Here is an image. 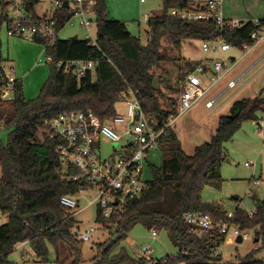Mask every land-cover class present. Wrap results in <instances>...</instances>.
Segmentation results:
<instances>
[{
    "label": "trees",
    "instance_id": "1",
    "mask_svg": "<svg viewBox=\"0 0 264 264\" xmlns=\"http://www.w3.org/2000/svg\"><path fill=\"white\" fill-rule=\"evenodd\" d=\"M160 1L164 14L148 19L145 45L129 32L124 22L109 18L105 0H96L94 7L96 45L81 38L61 40L59 33L73 20L74 13L71 9L55 13L57 39L50 43L41 38L34 40L43 45L52 58L49 62L51 77L34 100L26 99L19 79L13 86V99L1 100L8 78L4 68L6 61L0 52V126L10 131L7 143L0 141V212L6 219L0 226V264H9L10 256L25 243L34 252L37 264H62L63 246L71 253V264H82L83 241L75 236L80 228L75 217L61 204V199L78 197L86 183L82 179L72 180L81 175L77 167L61 165L51 133L43 134L40 141L41 132L49 129L48 122L63 114L91 111L102 122L109 123L116 115L120 94L133 89L139 92L140 102L151 121L163 125L177 115L181 85L200 62H185L187 70L180 74L176 86L169 89L171 96L178 97H170V103L163 104L165 94L155 88L154 81L157 79L163 84L158 71L172 58L163 50L162 39L178 50L185 41L203 43L220 39L233 49L241 50L253 44L252 33L264 26V20H260L259 25L249 21L231 31L213 21H183L174 16L173 11L203 8L186 0ZM40 3L41 0H22L23 12L31 24L41 19L36 13ZM9 5L5 0L0 1L3 7L0 28L4 22L9 26ZM68 60L95 61L98 66L93 74L78 78L57 68V63ZM263 116L264 98L236 100L230 114L219 118L211 140L197 146L192 156L183 152L177 133L170 129L159 142L160 148L170 150L171 156L159 167L149 165L152 179L146 181L147 189L140 198L129 202L117 226L103 219L99 210L96 223L111 230L110 238L94 246L95 256L91 263L264 264L255 258L257 251L236 262L224 261L218 249L225 244V236L218 231L192 233L183 221L184 214L197 212L210 214L216 220H227V212L205 203L202 193L206 187L222 190L225 180L221 169L227 158L224 144L234 139L244 122L258 124L264 120ZM251 183L257 182L252 180ZM257 193L250 195L254 203L253 215L237 209L231 224L243 233L253 232L255 243L261 244L259 251L264 249V198L259 199L260 195L264 196V189ZM138 224L149 231H167L176 256L150 261L130 255L124 243ZM51 249L55 251L54 258L50 257Z\"/></svg>",
    "mask_w": 264,
    "mask_h": 264
},
{
    "label": "rangeland",
    "instance_id": "2",
    "mask_svg": "<svg viewBox=\"0 0 264 264\" xmlns=\"http://www.w3.org/2000/svg\"><path fill=\"white\" fill-rule=\"evenodd\" d=\"M4 2V0H0ZM10 5L8 10L12 17L13 9L22 5V0H5ZM108 7L109 18L122 21L126 24L129 32L140 39L141 43H147L148 26L146 16L160 17L164 14L163 4L160 0H105ZM196 4L202 3L203 0H189ZM55 0H41L37 7L38 12L45 13L51 11ZM15 10V9H14ZM3 7L0 6V17ZM223 17L228 21L241 22L246 19L259 18L264 15V0H224ZM242 23V22H241ZM96 35V31H94ZM84 39L87 35L86 29L81 27L77 17L67 24L59 33L61 40H67L74 36ZM164 51L172 58L171 62L164 63L158 71L163 80L161 85L157 83V88L165 94L162 103L168 105L170 97L176 99L178 96H171L170 88H174L178 82L182 72L187 70L186 61L191 64L202 62L206 58L219 59L227 62L231 57H240L241 52L237 49L232 51L209 52L205 53L202 49L201 41H185L180 50L168 44L164 38L161 41ZM0 52L4 60L7 61V71L12 69L11 74L16 76L22 83L24 96L28 100H34L41 94L43 86L51 77V69L49 66L48 52L45 47L34 40H26L20 37L9 35L7 23L4 22L0 28ZM263 53V49L260 51ZM260 56V53H259ZM256 59V57H255ZM41 60V61H40ZM246 67L243 69V71ZM239 70L237 72L239 74ZM235 76V75H234ZM243 83L247 86L238 92L240 86L232 92L227 93L223 99L217 104L220 106L223 102L233 98L222 110L214 113L206 108L205 104L208 97L203 98L185 114H183L173 126V130L177 133L181 142L183 152L192 156L197 146L209 142L215 134L218 127V120L221 116L230 114L229 110L234 101L243 98H264V60L260 65L251 71ZM227 86V84H226ZM221 87H216L211 98L217 96ZM125 115V113H123ZM264 119V116H263ZM129 125L126 123L117 129L120 140L124 143L129 139ZM258 125L254 121L244 122L237 131L233 140L224 144L227 158L222 165L221 173L225 180L222 190L206 187L202 193L203 201L210 205L219 206V208L227 213H235L237 209L243 210L249 214L254 212V203L250 197L256 194L260 189H264V137L257 133ZM50 134L51 130L46 129L41 132L40 141L43 140V134ZM10 131L2 128L0 130V141L7 143ZM117 143L109 142L105 139L100 144L102 159H108L114 156V148ZM40 150L43 151V148ZM171 156L170 150L158 148L148 153V162L145 167V179H152L149 165L161 166L162 162ZM248 164V166H246ZM253 176L255 179H253ZM256 181L253 184L250 181ZM259 194V193H257ZM97 196L96 189H82L78 195V214L75 220L79 225L81 232H89L94 229V234L89 242H83V259L82 264H92L91 261L95 256L93 249L96 244L104 243L109 240L111 230L101 227L96 223L99 208L95 202ZM238 197V199H236ZM264 196L260 195L259 199ZM5 217L0 212V226L5 223ZM159 232V231H158ZM128 239H131L128 242ZM128 239L124 243L130 255L134 258H140L141 248L148 246L153 250V258L156 260L165 259L167 257H175L176 249L169 238L167 231H161L157 239H153L151 231L147 230L143 225H136L129 233ZM261 244L255 243V234L249 232V238L241 244L237 242L229 244L225 242L219 249L220 254L226 262H236L256 252L255 258L264 261V249L260 248ZM25 259L33 256L30 246L25 249ZM62 264H71V253L66 246L61 249ZM55 251L51 249L50 257L54 258Z\"/></svg>",
    "mask_w": 264,
    "mask_h": 264
},
{
    "label": "built area",
    "instance_id": "3",
    "mask_svg": "<svg viewBox=\"0 0 264 264\" xmlns=\"http://www.w3.org/2000/svg\"><path fill=\"white\" fill-rule=\"evenodd\" d=\"M65 1L68 2L74 17L79 19L81 27L86 29L87 35L84 39L91 41L92 45H96L94 33L96 31L94 21L96 0H55L52 14L41 18L35 24L30 23L29 17L24 14L23 8L20 6L15 9L17 16L8 18L10 22L7 27L9 35L26 40L41 38L48 43L54 41L57 39L58 33L53 15L61 9H65ZM223 3L224 0H203L199 6L205 10L198 7L191 11H173L172 14L183 21H213L218 26L227 27L231 31L241 27L243 23L228 21L223 17ZM149 18L146 16L147 20ZM254 22L259 25L260 20ZM251 40L253 41L252 45H245L239 50L243 58L259 45L264 44V26L260 31L252 33ZM202 49L205 53L218 51L225 53L232 51L233 47L220 39L215 42H203ZM263 60L264 55L250 69L231 80L217 96L207 100L206 108L214 113L222 110L224 103L218 106L219 101L237 86L243 88V78ZM47 61L51 62L52 58L49 56ZM236 64V60L224 62L210 58L200 62L181 85L182 93L179 97L177 115L171 116L163 125L151 121L140 102L139 92L133 89H127L120 94L116 115L111 118L109 123L102 122L91 111L63 114L47 123L51 130V139L56 141L55 150L61 165L63 167L73 165L80 170L81 175L73 177L72 180L82 179L86 185L81 189H96L95 202L103 219L114 222L115 227L117 226V221L125 214L129 202L140 198L144 190L147 189L145 167L148 153L160 148V139L168 135L177 120L195 104L213 93V90L231 75ZM97 66L98 62L95 61L68 60L57 63L59 70L65 74L72 73L78 78H85L87 75L93 74ZM11 72V68L6 70L8 82L1 93L3 101L13 99V86L17 79ZM126 123L130 127L129 139L123 143L117 134V129ZM257 125V133L264 137V120ZM1 128L0 126V130ZM103 139L118 144L113 150L114 156L108 159H102L101 156L100 144ZM61 204L72 216L78 214L77 197L64 196L61 199ZM234 215L235 213L230 212L227 213V220H216L210 214L186 213L183 215V221L192 233L199 230L218 231L225 236L227 243L233 244L240 237L243 241L249 238V233H243L240 228L231 224ZM252 215L253 213L250 214V216ZM77 233L81 241L89 242L94 234V229L89 232L79 230ZM158 234L157 229L151 231L154 240L158 238ZM152 254L153 250L148 246L140 250V257L150 261L154 259Z\"/></svg>",
    "mask_w": 264,
    "mask_h": 264
},
{
    "label": "crops",
    "instance_id": "4",
    "mask_svg": "<svg viewBox=\"0 0 264 264\" xmlns=\"http://www.w3.org/2000/svg\"><path fill=\"white\" fill-rule=\"evenodd\" d=\"M186 1H189V0H186ZM190 2H193V1H190ZM194 3V2H193ZM40 5V4H39ZM38 5V6H39ZM37 6V7H38ZM14 9H16V8H14ZM13 9V14H12V17H11V14H10V10H8L7 11V16H8V18H14V17H16L17 16V14H16V10H14ZM52 11H53V8H52V10L51 11H46L45 13H40V12H38V10H37V8H36V13H37V15H38V17H40V18H44V17H48V16H50L51 14H52ZM108 16H109V14H108ZM111 19V18H110ZM112 20H115V19H112ZM258 20H264V15L263 16H261V17H259V18H256L255 20H254V18H251V19H246V20H243V21H241L242 23H245V22H249V21H258ZM79 38V37H78ZM263 49V53H261L260 51ZM259 53H260V56H259ZM264 55V44H262V45H259L253 52H251L249 55H247L246 57H242V54H241V56L238 58V57H231L230 58V60H236L237 61V64H236V67L234 68V70H233V72L231 73V75L230 76H228L227 77V79H225L222 83H220V85L218 86V88L219 87H221L222 88V90L221 91H223L227 86H226V84H228L231 80H234V79H236L238 76H240L242 73H244L245 71H247L248 69H250V67L251 66H253L258 60H259V58L260 57H262ZM255 57H256V59H255ZM213 58H215V57H213ZM213 58H211V59H213ZM6 61V60H5ZM262 62V61H261ZM260 62V63H261ZM260 63H258L254 68H252L247 74H246V76L245 77H247V75L251 72V71H253L255 68H257L259 65H260ZM246 67V69L243 71V69ZM4 68L7 70V61L4 63ZM242 69V70H239V71H241V72H239V74H238V72H237V69ZM235 75V76H234ZM245 77L243 78V79H245ZM15 78L16 79H18L16 76H15ZM247 86V83H243V88H242V86H240V89L238 90V92H240L241 90H243L245 87ZM238 87V86H237ZM237 87L235 88V89H237ZM235 89H232V90H230L229 92H232V91H234ZM220 91V92H221ZM228 92V93H229ZM237 92V93H238ZM236 93V94H237ZM212 94V93H211ZM210 94V95H211ZM236 94L231 98V99H229L228 101H226V102H223L224 103V106H223V108L227 105V104H229V102L233 99V98H235L236 97ZM210 95L208 96V100H210L211 99V97H210ZM233 101V100H232ZM235 102V101H234ZM234 102H233V104H234ZM222 103V104H223ZM233 104H232V106H233ZM232 106H231V108H232ZM231 108H230V110H231ZM230 110H229V112H230ZM253 179H255L254 178V176H253ZM250 183H251V181H250ZM238 199V198H237ZM160 233V232H159ZM158 237H159V234H158ZM131 241V239H128V242H130ZM27 246H29L27 243H25V244H21V245H19L18 247H17V249H16V251L10 256V258H9V264H37L36 262H35V254H34V252H33V256L32 257H28V259L29 260H26L25 259V256H26V253H27V255H28V252L25 250L26 249V247ZM32 250V249H31ZM29 256V255H28ZM49 264H55V263H49Z\"/></svg>",
    "mask_w": 264,
    "mask_h": 264
},
{
    "label": "water",
    "instance_id": "5",
    "mask_svg": "<svg viewBox=\"0 0 264 264\" xmlns=\"http://www.w3.org/2000/svg\"><path fill=\"white\" fill-rule=\"evenodd\" d=\"M64 8H65V9H69V4H68L67 1L64 2ZM72 39H73V40H77V39H78V36L76 35V36L72 37ZM157 83H158V80L155 79V81H154L155 88H157ZM237 198H238V197H236V199H237ZM75 236L78 237V233H77V232L75 233ZM236 242H237L238 244H241V243L243 242V240H242V238L240 237V238H238V240H237Z\"/></svg>",
    "mask_w": 264,
    "mask_h": 264
}]
</instances>
